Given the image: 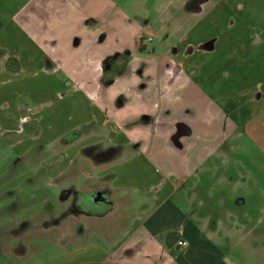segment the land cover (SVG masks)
<instances>
[{
  "label": "crops",
  "instance_id": "1",
  "mask_svg": "<svg viewBox=\"0 0 264 264\" xmlns=\"http://www.w3.org/2000/svg\"><path fill=\"white\" fill-rule=\"evenodd\" d=\"M189 1L0 0V139L53 180L80 156L105 203L100 239L9 264H241L219 162L264 144V0Z\"/></svg>",
  "mask_w": 264,
  "mask_h": 264
},
{
  "label": "rangeland",
  "instance_id": "2",
  "mask_svg": "<svg viewBox=\"0 0 264 264\" xmlns=\"http://www.w3.org/2000/svg\"><path fill=\"white\" fill-rule=\"evenodd\" d=\"M232 148L230 161L219 162L220 186L243 195L245 203L236 213L255 214L254 233L247 241H241L243 232L234 233L232 255L241 264H264V144ZM52 150L34 148L19 157L0 139V264L37 262L100 239L88 216L105 209V203L93 201L96 193L89 192L95 170L78 156L70 175L53 180L47 175ZM131 217V211L126 212L122 221ZM258 235L263 240L256 242Z\"/></svg>",
  "mask_w": 264,
  "mask_h": 264
},
{
  "label": "trees",
  "instance_id": "3",
  "mask_svg": "<svg viewBox=\"0 0 264 264\" xmlns=\"http://www.w3.org/2000/svg\"><path fill=\"white\" fill-rule=\"evenodd\" d=\"M77 137V133H72L70 134L66 139L68 140H74L75 138ZM93 149L90 148V149H87L84 151V154L87 155V156H90L92 158H94L95 156H99L100 154H96V152L92 151Z\"/></svg>",
  "mask_w": 264,
  "mask_h": 264
},
{
  "label": "built area",
  "instance_id": "4",
  "mask_svg": "<svg viewBox=\"0 0 264 264\" xmlns=\"http://www.w3.org/2000/svg\"><path fill=\"white\" fill-rule=\"evenodd\" d=\"M150 40V39H149ZM178 246H180V247H184L185 246V242H183V241H179L178 242Z\"/></svg>",
  "mask_w": 264,
  "mask_h": 264
}]
</instances>
